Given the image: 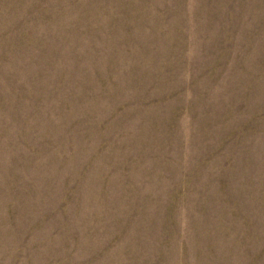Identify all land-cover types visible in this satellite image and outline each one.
Returning a JSON list of instances; mask_svg holds the SVG:
<instances>
[{"label": "rangeland", "instance_id": "obj_1", "mask_svg": "<svg viewBox=\"0 0 264 264\" xmlns=\"http://www.w3.org/2000/svg\"><path fill=\"white\" fill-rule=\"evenodd\" d=\"M0 264H264V0H0Z\"/></svg>", "mask_w": 264, "mask_h": 264}]
</instances>
